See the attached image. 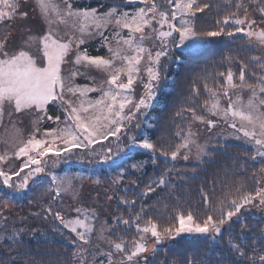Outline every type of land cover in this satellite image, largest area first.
<instances>
[{
	"label": "snow or ice",
	"instance_id": "6c2138e0",
	"mask_svg": "<svg viewBox=\"0 0 264 264\" xmlns=\"http://www.w3.org/2000/svg\"><path fill=\"white\" fill-rule=\"evenodd\" d=\"M212 7L229 10L215 19L211 27H198L197 21ZM21 9L22 0H0V25L10 27L6 22L17 16L26 19L28 12ZM32 10L43 22L41 34L25 29L12 48L10 32L0 37V124L7 117L12 126L9 138L0 137L4 144L0 150V232L9 242L0 264H38L34 259L30 262L20 258L24 252L20 246L22 230L9 227V217L4 213L10 204L3 190L23 193L29 189L30 181L36 183L34 178L38 179L40 173L55 168L74 149H82L81 159L86 153L104 163L111 162L115 175L109 187L115 193V186L123 182L128 168L139 170L145 166L143 161L128 165L126 160L119 159L125 149L147 150L153 163L158 157L165 162L194 158L200 165L205 159L211 163L209 151L222 148L209 149L207 143L201 144L200 130L194 126L198 124L211 131L221 123L232 130L230 136L243 141L252 152L243 158L245 164L239 171L246 174L249 163L260 165L251 173L254 187H249L245 180L231 178L219 186L218 195L215 184L212 194L202 187L200 211L184 205L179 197L171 199L175 188L165 170L138 193L150 198L157 189L164 192L157 196V202L164 205L163 211L146 202L133 211L137 201L120 196V204L129 206L128 214L113 215L109 224L100 221L96 208L81 203L83 176H60L48 171L50 182L41 194V199L48 198L47 204L31 215H43L45 219L51 215L73 235L72 264H149L148 253L154 257L162 242L185 235L208 239L212 245L204 254L206 259L189 257L184 264H212V254L217 248L223 251L225 245L227 252L223 258L217 257L216 264H264V227L252 226L259 235L251 245L243 239L248 225H241L240 234L234 235L230 230L234 218L240 220L244 210H264V55L249 58L258 71H251L243 61H235L234 71L230 54L219 62L210 61L214 69L211 72L207 65L201 68L191 81L189 97L170 121L178 143H172L165 135L153 140L141 131L143 126L151 129L164 119L149 123V110L160 100L162 80L168 79L165 61L172 58L175 49L203 55L220 38L235 39L243 34L248 47L264 50V0H225L223 5L203 0H122V5L118 3L107 11L77 8L72 0H32ZM253 11L259 19L252 15ZM105 29H111L109 35L104 34ZM93 37L100 38L99 47L106 49V55H92L81 47ZM217 63L226 65L225 71L216 70ZM92 71L103 79L97 83L94 76H89L92 87L76 84L77 77ZM138 87L143 91L138 93ZM201 89L207 99L198 104ZM244 92L249 94L246 101ZM89 93L99 95L92 98ZM52 106L59 109L60 115L49 114ZM24 115L30 117L31 123L26 138L16 126L22 121L13 119ZM44 121L56 126L42 129ZM167 131L165 127L164 132ZM217 135L223 136V132ZM236 172L234 166L232 174ZM94 183L102 182L97 179ZM132 184L138 186L137 181ZM107 193L105 189L106 199L111 200L113 196ZM64 197L73 202L67 213L54 210L52 205L63 202ZM259 220L264 223V216ZM225 232L227 240H223Z\"/></svg>",
	"mask_w": 264,
	"mask_h": 264
},
{
	"label": "trees",
	"instance_id": "16d2710c",
	"mask_svg": "<svg viewBox=\"0 0 264 264\" xmlns=\"http://www.w3.org/2000/svg\"><path fill=\"white\" fill-rule=\"evenodd\" d=\"M73 6L77 8H98L100 11L108 10V2H100L98 0H72ZM203 2H210L223 5L225 0H203ZM122 5V4H121ZM139 5H136L138 7ZM254 7V6H253ZM226 9L221 7L219 10L216 7H212L206 11L205 14L197 21V26L200 28L207 29L212 26V23L215 19L220 18L225 14ZM252 15L259 19L258 14L254 11ZM238 43L240 42V49L244 50V54L248 56L257 55L254 50L250 51L251 48H246L244 45L247 43L245 37H239L236 39ZM235 40L224 37L220 38V42L210 46L207 50L204 51L203 55H191L188 54L179 48L175 49L170 60L165 61L167 68L165 74L168 77L166 80H162V92L159 102H154V106L149 110V123H155V120L163 117V120H160L159 124H156L154 128H148L147 125L142 127V132L147 134L153 140H157L161 135L167 136L171 139L172 143H178V140H175L174 132L172 129L174 127L170 123L173 113L170 116L171 108L174 103L178 104L179 107L185 101L184 96H188L190 91L183 94L184 101L178 99L177 94L180 93L179 86L177 82L172 83L174 79L181 77L182 83L186 80L185 83L190 79L193 80L194 76L200 72L201 68L205 65L208 66V71H213L210 61H221V59L229 55L231 52L230 44ZM85 48L89 50L90 53L100 54L99 51L93 49V46L90 43H87ZM250 51V52H249ZM239 52V51H238ZM249 52V53H248ZM247 58H241L239 61H243L246 64H249V69L251 71L255 70V64L247 63ZM254 65V66H253ZM226 65H220L217 63L216 70L225 71ZM233 70H237V64L234 61ZM180 72V73H179ZM192 75V76H191ZM172 81V82H171ZM189 97V96H188ZM204 99H207L203 89H201V96L197 103H201ZM49 114L51 115H60L59 109L55 106L50 107ZM155 118V119H153ZM50 122V123H48ZM45 124H42L41 127H55V124L51 121H48ZM179 124L180 121H177ZM167 127L168 131L165 133L164 128ZM138 136L141 132L136 133ZM222 151H209V156L213 158V162H208L205 159L203 165L197 164H173L170 160L165 162L163 157H158L155 163L152 162V155L143 149H132L129 151L125 149L124 152L119 154V159L126 160L127 164L136 163L138 161L145 162V166L142 169L136 170L128 168V172L125 174L123 182L120 184L118 191L115 193L112 192L113 198L108 200L109 203L105 207L97 206L96 209L99 212L100 217H105L109 224L112 223L111 217L113 215H119L124 213L125 216L128 214L129 206H123L120 204L119 197L123 196L128 200H136V206L133 211H138L141 202H146L148 205H155L157 208L163 211V203L157 202V196H163L165 193L157 189V193L152 195L150 198L143 196H138V193L149 183L150 180L158 177L165 170H168L170 175L169 179L173 182L175 191L174 196L171 199L179 197L181 202L190 206L193 209L201 208V188L205 192L212 194V185H216V194H219L220 185L225 182L226 178H231L232 180H245L249 187H254L251 180V173L260 167L259 164L251 165L249 163L246 165L248 167V172L242 173L239 171L240 166L245 164L243 159L248 153L249 150L242 149L239 145L235 143H225L221 146ZM212 149V148H210ZM239 158V159H238ZM235 166L237 172L235 175L232 174V169ZM225 169L228 172H225ZM50 171L55 172L57 175L63 176L65 173L70 174H79L86 178L88 175H91L92 172L98 171L101 174H106L109 171H113L111 167V162L105 164V167H84L79 166L76 163L72 164L70 162H64L58 164L55 168H51ZM36 179V183L31 182V193H32V204L33 208L31 213L40 211L41 207L47 204L48 198L39 199V191L44 190L50 182V178L47 176V173L41 175ZM132 181H137L138 186L132 184ZM83 189L82 197L85 198L87 194L93 192L97 187L87 186L88 182L83 180ZM4 191V190H3ZM112 191V190H110ZM109 191V192H110ZM167 190H165L166 192ZM67 197H65L66 199ZM88 201V200H87ZM85 201L84 206L87 207L88 203ZM63 202L64 199H63ZM72 204V203H71ZM54 210H61L67 213L68 208L62 207V205L57 201L53 205ZM173 205L170 204V207ZM27 212V211H26ZM30 213V212H29ZM29 215V214H28ZM154 217H158L159 213H149ZM27 217V216H26ZM260 214L254 215L252 209L244 210L243 216L240 220L234 218V222L231 226L232 234L241 233V225H248V230L243 234V239L247 241L249 245L253 239L259 235L258 229L253 230V225H259L264 227V223H261L259 220ZM165 219L166 217H159ZM23 217L12 216L9 218L10 228H19L22 230V239L20 240V246L23 247L24 252L21 253V259L35 260L38 264H72V253L74 247L71 245L70 241L66 239V232L63 231L62 226L59 225V222L56 221L53 216L48 215L47 219L41 216H34V221L32 223L22 222ZM227 227V226H226ZM134 234V229L129 230ZM2 232H0V256H5L7 254V244L9 243L6 239L1 237ZM131 239V235L128 237ZM228 232H225L223 240H227ZM212 245V241L204 238H189L185 236L184 238H177L176 240L162 242L158 245V251L153 257L151 253L148 255L149 264H184V261L191 257L195 260L206 259L207 257L204 254L209 250ZM227 252L226 245L223 247V251L220 248H217L216 251L212 254V264H216L217 257L223 258L224 253ZM15 254V253H13ZM30 254V255H28Z\"/></svg>",
	"mask_w": 264,
	"mask_h": 264
},
{
	"label": "rangeland",
	"instance_id": "374dc122",
	"mask_svg": "<svg viewBox=\"0 0 264 264\" xmlns=\"http://www.w3.org/2000/svg\"><path fill=\"white\" fill-rule=\"evenodd\" d=\"M98 1L108 2V3H106V4H108L107 9H109L110 7H112L118 3L122 4V0H98ZM57 2L59 3L60 0H57ZM139 6H141V5H139ZM21 10L28 12V17L26 19H22L19 16H17L12 21L6 22V23L10 24V27L5 28L4 26L0 25V37H3V35L5 34L6 31L11 33V40L9 42L10 48L16 46L19 43L20 38H21L25 29L30 28L32 30V33L37 34V35L41 34L42 31L44 30L43 22L40 20L38 15L32 10V0H22V9ZM102 11H107V10H102ZM60 29H61V33H63V26H60ZM110 31H111V29H105L104 34L109 35ZM77 35H78V33H77ZM239 37H244V36H243V34H239L235 39L230 38L232 40H235L232 42V44H230V49L233 50V51H231L230 55L234 58V61H239L242 57L247 58L246 62L248 63L249 58L252 57L253 55L248 56V55L244 54V50L240 49V42L238 43V41L236 40ZM87 43H90L93 46L94 50L99 51L100 54H98V55H106L107 54L106 49L99 47V45L101 44V40L99 37H93L91 39H88L86 44ZM86 44L81 46V47L85 48ZM244 45L247 46L246 48H250V47H248V41ZM180 49L183 51V48H180ZM252 50H254L256 52L257 55H255V56L264 55V50H260L256 47H252L250 51H252ZM88 52H89V50H88ZM90 54L97 55V54H94L93 51ZM68 66H70V65H68ZM68 66H65V67H68ZM81 70L83 71V69H81ZM253 71H258L257 66H255V70H253ZM89 76H94L96 78L97 83L99 82L100 79H103V76L101 74H99L95 71H92L85 76L77 77L76 81H75L76 84L88 85L90 87L94 86L92 84V81L89 79ZM174 82L175 83L177 82V85L179 86L180 93L177 94L178 99L180 101H184L183 94H185V92L190 91L191 80L189 79L187 83H185L186 80H184V83H182V79H181V77H179V78L174 79V81L172 83H174ZM142 91H143L142 88H139V87L137 88L138 93L142 92ZM97 95H99V93H89V96H91L92 98H95ZM248 95L249 94L247 92L242 93L243 99L245 101L247 100ZM188 96H189V94H188ZM188 96H184V97L188 98ZM222 103H225V106H226V102L222 101ZM171 108H173V109L170 112V116L172 113H174L179 108V105L174 103V105ZM13 119H18V120L22 121V123H19L16 126L23 130L24 137L26 138L28 132L31 131L30 117H28L27 115H24V116L14 117ZM177 121H179V120H177ZM177 121H176V123H178ZM47 122L48 121H44L43 124H45ZM48 123H50V122H48ZM194 127L198 128L200 130L199 142L201 144L207 143L209 145V149L210 148H221V146L225 143H235V144L239 145L242 149L249 150V153L247 154V156H251V154H252L250 148L247 145H245L243 143V141L237 140V139H235L229 135V133H231L232 130L230 128H228V126L226 124L221 123L218 127L214 128L211 131H209L206 127L198 125V124L195 125ZM42 129H43V127H42ZM172 130H173V132H175V128ZM11 131H12V126H11V124H9L7 122V117H5L4 123L0 124V137L9 138V134L11 133ZM220 132H223V136L217 135V133H220ZM225 137H226V139H225ZM110 139H112V138H110ZM112 146L115 147V141L114 140H113ZM3 147H4V144L2 142H0V150H2ZM82 151H83L82 149H74L73 152L69 156H67L64 160H62L60 163L70 162L72 164L76 163L77 165L84 166V167H86V166H88V167H100V166L105 167V164H107V163H104L103 161H100L99 158L89 157L86 153L84 154L83 159L79 158ZM50 156H51V154H50ZM171 162L173 164H179V163H185V164H191V165L192 164H194V165L198 164V162L194 158H192L188 161H184L183 159H177L176 161H171ZM15 163L18 164L19 162L17 161ZM50 169H51V167L46 169L45 173H40L38 175V177L46 174L48 171H50ZM113 175H115L114 171H109L106 174H101L98 171H95V172H92L91 175H88L84 179L86 182H88L87 186H89V187L95 186L98 189H96L97 190L96 193H95V190H93V192H90L89 194H87V196L85 198H81V203L84 205L85 201L88 200L87 202H89V203H88L87 207L97 208V207H95V205L105 207L107 205V203H109V201L106 199V196H105V189H108V193H107L108 195H112V191H110L111 189H110L109 185H110L111 177ZM97 179H99L102 183L99 185L94 183V181ZM119 186H115L116 191H118ZM43 192H44V190L39 191V195H38L39 199H41V194ZM97 193L99 194V196H97ZM4 196L6 199L9 200V204H10L9 210L5 211V213H4L6 216H8L10 218V216H12V213H13L14 216H18L21 218L23 217L22 222L32 223L34 221V216L31 215V211L33 208L32 193H31V181L29 184V189L25 190L23 193H14L13 194L11 189H6V190H4ZM81 197H82V193H81ZM63 199L65 202L58 201L62 205V207L66 206L68 208L70 205H72L71 203H73V202L69 198L65 199V197H64ZM30 201H31V203H30ZM252 211H253L254 215L260 214V217L264 216V210H257L256 208H252ZM97 212H98V210H97ZM99 218H100L101 222L106 220L104 216L103 217L99 216ZM97 227H99V224H97ZM17 229H19V228H17ZM63 231H67V230L63 229ZM65 236L67 238L66 239L67 241L68 240L70 241L72 238H74L73 235H70L67 232H66ZM185 236H187V235H185ZM1 237H3V239L5 238V234L3 232L1 234ZM168 241H170V240H166L165 242H168ZM94 243H95V241H94ZM100 246L104 247V245L102 243ZM149 247H151V241H149ZM149 254L150 253H148L147 255H149Z\"/></svg>",
	"mask_w": 264,
	"mask_h": 264
},
{
	"label": "water",
	"instance_id": "95a60500",
	"mask_svg": "<svg viewBox=\"0 0 264 264\" xmlns=\"http://www.w3.org/2000/svg\"><path fill=\"white\" fill-rule=\"evenodd\" d=\"M190 238V236H188Z\"/></svg>",
	"mask_w": 264,
	"mask_h": 264
}]
</instances>
